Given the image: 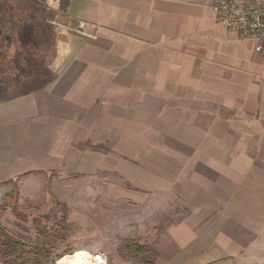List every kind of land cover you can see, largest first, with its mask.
<instances>
[{
  "label": "crops",
  "instance_id": "crops-1",
  "mask_svg": "<svg viewBox=\"0 0 264 264\" xmlns=\"http://www.w3.org/2000/svg\"><path fill=\"white\" fill-rule=\"evenodd\" d=\"M21 1L3 16L0 182L54 170L109 182L101 172H113L152 210L176 200L178 246L259 239L264 55L253 42L204 1H45L53 17ZM74 21L86 34L64 36Z\"/></svg>",
  "mask_w": 264,
  "mask_h": 264
},
{
  "label": "rangeland",
  "instance_id": "rangeland-1",
  "mask_svg": "<svg viewBox=\"0 0 264 264\" xmlns=\"http://www.w3.org/2000/svg\"><path fill=\"white\" fill-rule=\"evenodd\" d=\"M2 1L5 0H0V10ZM22 1L26 14L40 9L36 1H42L43 14L49 17L55 14L47 11L45 4L53 0ZM78 3L79 0L75 5ZM81 24L68 22L64 36L79 33ZM60 47L58 39L49 58L51 65L59 58ZM9 76L15 78L16 73ZM101 173L103 180L106 177L110 181L99 182L98 177L88 179L76 171L62 175L54 170L41 176L37 173L38 178L28 182L22 183L20 179L0 182V226L31 245L50 241L56 248L49 264H57L64 255L78 250H86L94 257L103 254L107 264H264V230L259 232V239L249 241L250 245L237 244L226 250L215 247L209 238V243L203 239L188 247L178 246L168 231L171 223L185 212L177 210L178 214L171 207L176 206V200H171L170 206L152 210L145 196V199L142 196L135 199L127 193L128 184L114 182L113 172ZM15 190L20 192L19 207H4L6 194ZM130 239L146 245L147 253L131 255L127 248Z\"/></svg>",
  "mask_w": 264,
  "mask_h": 264
},
{
  "label": "built area",
  "instance_id": "built-area-1",
  "mask_svg": "<svg viewBox=\"0 0 264 264\" xmlns=\"http://www.w3.org/2000/svg\"><path fill=\"white\" fill-rule=\"evenodd\" d=\"M217 21L225 28L240 32L253 42L256 53L264 55V0H206ZM81 34H86L83 25ZM97 264H107L103 254L95 255Z\"/></svg>",
  "mask_w": 264,
  "mask_h": 264
},
{
  "label": "trees",
  "instance_id": "trees-1",
  "mask_svg": "<svg viewBox=\"0 0 264 264\" xmlns=\"http://www.w3.org/2000/svg\"><path fill=\"white\" fill-rule=\"evenodd\" d=\"M4 199V207L10 205L16 209L20 204V192L15 190V193H8ZM5 203L7 204L5 205ZM58 238L61 239L60 236ZM57 244L54 245L57 246ZM55 248L48 240H45L41 245L28 244L12 236L0 226V260L2 264H49L53 259L52 253ZM127 248L131 255L147 253V246L138 244L135 239L127 241Z\"/></svg>",
  "mask_w": 264,
  "mask_h": 264
},
{
  "label": "flooded vegetation",
  "instance_id": "flooded-vegetation-1",
  "mask_svg": "<svg viewBox=\"0 0 264 264\" xmlns=\"http://www.w3.org/2000/svg\"><path fill=\"white\" fill-rule=\"evenodd\" d=\"M6 1V0H5ZM2 1V9L0 10V66H5L6 50L11 41V37L5 32V22L3 16L6 14L7 7L6 2ZM18 55V54H17ZM20 55L16 58V61L20 62Z\"/></svg>",
  "mask_w": 264,
  "mask_h": 264
},
{
  "label": "bare ground",
  "instance_id": "bare-ground-1",
  "mask_svg": "<svg viewBox=\"0 0 264 264\" xmlns=\"http://www.w3.org/2000/svg\"><path fill=\"white\" fill-rule=\"evenodd\" d=\"M94 255L86 250H78L66 254L57 261V264H97Z\"/></svg>",
  "mask_w": 264,
  "mask_h": 264
}]
</instances>
